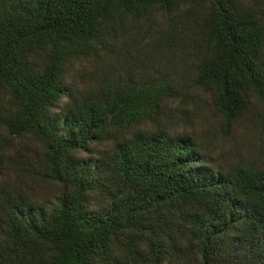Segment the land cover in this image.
<instances>
[{"label": "trees", "instance_id": "obj_1", "mask_svg": "<svg viewBox=\"0 0 264 264\" xmlns=\"http://www.w3.org/2000/svg\"><path fill=\"white\" fill-rule=\"evenodd\" d=\"M0 264H264V0H0Z\"/></svg>", "mask_w": 264, "mask_h": 264}]
</instances>
